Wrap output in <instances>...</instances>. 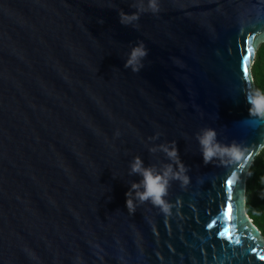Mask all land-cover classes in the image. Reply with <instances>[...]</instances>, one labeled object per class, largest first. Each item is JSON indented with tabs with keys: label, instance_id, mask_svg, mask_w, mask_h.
<instances>
[{
	"label": "water",
	"instance_id": "water-1",
	"mask_svg": "<svg viewBox=\"0 0 264 264\" xmlns=\"http://www.w3.org/2000/svg\"><path fill=\"white\" fill-rule=\"evenodd\" d=\"M159 6L0 0V264H264L245 210L264 148V110L248 103L264 0ZM121 12L139 19L121 24ZM140 43L148 55L134 73L125 62ZM206 130L235 156L204 163ZM162 147L175 148L188 183L169 182L167 211L132 193L129 214L136 158L176 171ZM229 179L238 223L225 217L218 237L205 225L227 210Z\"/></svg>",
	"mask_w": 264,
	"mask_h": 264
},
{
	"label": "clouds",
	"instance_id": "clouds-1",
	"mask_svg": "<svg viewBox=\"0 0 264 264\" xmlns=\"http://www.w3.org/2000/svg\"><path fill=\"white\" fill-rule=\"evenodd\" d=\"M138 11H145L144 9H139ZM148 12H151L153 15L159 13L160 6L159 0H148ZM120 23L121 24H130L133 21L139 19L137 14L127 15L123 12L120 14ZM148 51L140 43L138 46L134 47L128 59L125 62V68H130L134 73L139 72L143 68L142 61L147 57ZM248 103L252 105L253 110H259L264 105V96H254L248 100ZM215 132L212 130H206L203 135L198 137L200 146H201V156L204 163H208L213 158H224V157H234L236 154V149L232 146H221L215 142ZM169 159H171L176 164V171H173L172 166L168 165L165 167L164 171L161 174H154L151 168L142 167V162L139 158H136L133 164L131 165V172L139 174L142 177V180L139 184H132L131 190L125 193L126 197V208L129 214L135 213L136 204L133 203V199L128 197L135 193V199L143 203L145 201H150L154 205L161 206L164 211H167V205L165 203L164 197L167 195V189L169 182L172 180L181 181L183 184L188 183V178L185 175L187 169L185 166L178 160L177 152L173 147L172 150L162 147ZM143 188V191H137L139 188Z\"/></svg>",
	"mask_w": 264,
	"mask_h": 264
},
{
	"label": "trees",
	"instance_id": "trees-1",
	"mask_svg": "<svg viewBox=\"0 0 264 264\" xmlns=\"http://www.w3.org/2000/svg\"><path fill=\"white\" fill-rule=\"evenodd\" d=\"M251 73L257 95L264 96V44L256 53ZM245 197L246 213L264 238V148L248 171Z\"/></svg>",
	"mask_w": 264,
	"mask_h": 264
},
{
	"label": "snow or ice",
	"instance_id": "snow-or-ice-1",
	"mask_svg": "<svg viewBox=\"0 0 264 264\" xmlns=\"http://www.w3.org/2000/svg\"><path fill=\"white\" fill-rule=\"evenodd\" d=\"M237 185L234 183L233 180L229 179L227 180V188L224 189V192H226V195L223 198V203L226 204L227 210L224 211L221 215L212 217L210 222L205 225L206 230L216 228V231L214 233H209L211 235H215L218 237H223L228 234V228L224 225L223 220L225 217L227 220L232 224L233 227L237 226L238 221L234 219V211L235 215L238 217V208L239 204L237 199L235 198ZM220 229H223V231H220ZM240 241H236V244H239ZM224 247H233V244H225Z\"/></svg>",
	"mask_w": 264,
	"mask_h": 264
}]
</instances>
